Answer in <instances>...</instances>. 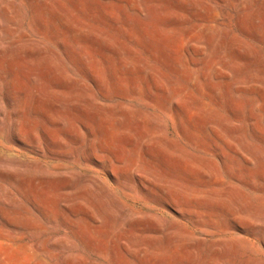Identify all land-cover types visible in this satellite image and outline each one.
<instances>
[{
	"label": "rangeland",
	"instance_id": "1",
	"mask_svg": "<svg viewBox=\"0 0 264 264\" xmlns=\"http://www.w3.org/2000/svg\"><path fill=\"white\" fill-rule=\"evenodd\" d=\"M0 264H264V0H0Z\"/></svg>",
	"mask_w": 264,
	"mask_h": 264
}]
</instances>
